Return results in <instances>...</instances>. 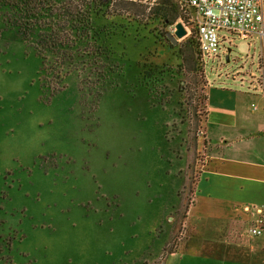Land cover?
Masks as SVG:
<instances>
[{"label": "rangeland", "instance_id": "obj_1", "mask_svg": "<svg viewBox=\"0 0 264 264\" xmlns=\"http://www.w3.org/2000/svg\"><path fill=\"white\" fill-rule=\"evenodd\" d=\"M156 1L109 0L70 58L0 22V264H161L187 235L205 89L247 92L261 46L203 66Z\"/></svg>", "mask_w": 264, "mask_h": 264}, {"label": "crops", "instance_id": "obj_2", "mask_svg": "<svg viewBox=\"0 0 264 264\" xmlns=\"http://www.w3.org/2000/svg\"><path fill=\"white\" fill-rule=\"evenodd\" d=\"M205 162L182 228L187 235L161 264H264V235L248 227L264 206V96L207 86Z\"/></svg>", "mask_w": 264, "mask_h": 264}, {"label": "trees", "instance_id": "obj_3", "mask_svg": "<svg viewBox=\"0 0 264 264\" xmlns=\"http://www.w3.org/2000/svg\"><path fill=\"white\" fill-rule=\"evenodd\" d=\"M108 4L109 0H0V22L22 34L35 33L41 47L70 58V50L78 49L76 41L85 39L88 27L94 29L93 17L104 15L101 6ZM178 7V0H159L152 14L166 26L181 21L191 33L184 15L178 16Z\"/></svg>", "mask_w": 264, "mask_h": 264}, {"label": "built area", "instance_id": "obj_4", "mask_svg": "<svg viewBox=\"0 0 264 264\" xmlns=\"http://www.w3.org/2000/svg\"><path fill=\"white\" fill-rule=\"evenodd\" d=\"M180 6L203 66L205 58L230 51L224 42L230 43L231 36L249 40V46L254 39L260 41L257 71L249 73L247 90L264 96V0H181ZM256 212L248 232L264 235V206Z\"/></svg>", "mask_w": 264, "mask_h": 264}, {"label": "water", "instance_id": "obj_5", "mask_svg": "<svg viewBox=\"0 0 264 264\" xmlns=\"http://www.w3.org/2000/svg\"><path fill=\"white\" fill-rule=\"evenodd\" d=\"M173 31H167L165 33L166 38L171 42V44H177L178 38H181L184 36L187 32L186 28L182 24L181 21H178L173 26ZM226 59L228 60V57L226 56Z\"/></svg>", "mask_w": 264, "mask_h": 264}]
</instances>
